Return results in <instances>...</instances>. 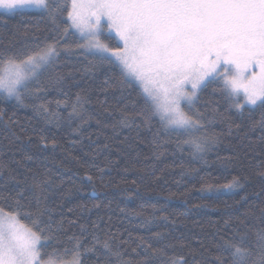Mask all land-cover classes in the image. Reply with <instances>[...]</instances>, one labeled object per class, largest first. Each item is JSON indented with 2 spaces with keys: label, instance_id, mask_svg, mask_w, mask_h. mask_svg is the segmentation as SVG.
Returning a JSON list of instances; mask_svg holds the SVG:
<instances>
[{
  "label": "snow or ice",
  "instance_id": "6c2138e0",
  "mask_svg": "<svg viewBox=\"0 0 264 264\" xmlns=\"http://www.w3.org/2000/svg\"><path fill=\"white\" fill-rule=\"evenodd\" d=\"M0 11H36L48 18L56 32L51 42L0 47V99L31 106L49 123H59L61 106L71 108L65 118L69 124L75 118L82 124L87 122L84 105L90 100L86 89L76 93L71 103L64 93V100L24 104L26 94L43 99L49 88H63L72 76L59 68L65 54L85 60L91 57L84 70L87 74L105 64L117 68L119 75L107 76L103 91L112 87L138 89L142 106L132 113L127 105L117 109L120 118L113 129H136L138 135L142 126L151 131L155 120L159 127L153 133L154 154L161 146V134L175 135L178 151L187 147L193 158L200 159L220 142V134L208 129L218 117H227L217 106L204 112L196 108L200 94L212 85H216L213 93L222 96L229 109L241 115L245 110H262L252 129L264 133V0H0ZM45 73H51L47 82L41 79ZM4 115L0 109V119ZM228 126L231 128V123ZM39 139L44 147L49 143L56 147L55 139L49 141L43 134ZM260 139L264 140V135ZM257 169V175L264 178V164ZM87 179L93 181L91 175ZM16 183L38 191L40 196L34 197L35 212H23V189L15 196L0 195L5 202L13 201L8 207L0 205V264H83L87 254L95 256L96 264H153L154 259H161L162 264H190L189 258L191 264H264V227L252 232L247 219L236 226L225 221L227 234H217L216 254L210 258L205 257L209 250L203 244V251L189 249L185 253L183 245L178 250L176 245L164 243L166 237L161 232L148 239L139 237L135 247H131V234L123 238L112 232L103 238L93 234L87 247L73 234L68 237L71 247L63 246L56 234L60 229L53 230L51 222L42 219L49 210L40 206L41 197L51 180L34 175L31 183L27 177ZM241 186V177L233 176L224 184L207 183L201 191H232ZM159 219L175 223L167 216ZM258 219L264 225V208ZM54 241L57 246H53ZM169 249L173 250L171 255Z\"/></svg>",
  "mask_w": 264,
  "mask_h": 264
},
{
  "label": "trees",
  "instance_id": "16d2710c",
  "mask_svg": "<svg viewBox=\"0 0 264 264\" xmlns=\"http://www.w3.org/2000/svg\"><path fill=\"white\" fill-rule=\"evenodd\" d=\"M55 37L51 22L36 11L0 12V47L10 43L17 48L32 46L51 42ZM88 60L80 55L62 54L60 70L72 73L63 88H49L43 99L26 94L24 101L25 105H32L44 100H64L67 93L71 103L76 93L86 89L90 100L84 105L86 123L75 118L69 124L65 118L70 107L61 106L59 123H49L31 106L0 99V109L5 113L0 119V195L15 196L23 189L26 199L22 201V211L35 212L34 197L40 193L23 184L18 187L16 181L27 177L31 183L34 175L50 179L51 186L41 197L40 206L49 210L42 219L50 221L53 230L60 229L56 233L58 241L67 247H71L68 237L73 234L80 237L85 247L90 245L93 234L101 238L109 232L123 238L131 234V247H135L139 237L148 239L152 233L161 232L166 237L164 243L176 245L178 250L183 245L185 253L189 249L203 251V244L209 250L205 257L210 258L216 254L217 234H227L225 221L236 226L247 219L252 232L264 227L258 219L260 209L264 208V178L257 175V165L264 164V140L260 139L264 133L259 128L252 129V124L261 119L262 110H245L241 115L229 109L222 96L213 93L216 85H212L200 94L196 108L204 112L217 106L227 117H218L208 129L209 133L220 134V142L200 159L193 158L187 147L178 151L175 135L161 134V146L154 154L153 133L159 127L155 120L151 131L142 126L138 135L136 129H113L120 118L117 109L127 105V111L132 113L142 106L138 89L112 87L103 91L105 78L118 76L119 70L105 64L87 74L84 70ZM50 76L51 73H45L41 79L47 82ZM40 134L49 141L55 139L56 147L50 143L44 147ZM125 136L129 139L124 140ZM104 144L109 147L103 149ZM109 161L113 163L105 167ZM88 175L93 177L92 182ZM233 176L241 177V187L232 191H201L207 183L224 184ZM0 205L8 207L13 201L0 199ZM161 216L175 223H166L159 219ZM24 222L29 223L27 219ZM94 224L98 227L94 228ZM250 238H254L251 232ZM53 246H57L56 241ZM172 252L168 250L169 255ZM189 261L191 264V258ZM83 264H96L95 256L85 255ZM153 264H162V260L154 259Z\"/></svg>",
  "mask_w": 264,
  "mask_h": 264
},
{
  "label": "rangeland",
  "instance_id": "374dc122",
  "mask_svg": "<svg viewBox=\"0 0 264 264\" xmlns=\"http://www.w3.org/2000/svg\"><path fill=\"white\" fill-rule=\"evenodd\" d=\"M0 12H3V11H0Z\"/></svg>",
  "mask_w": 264,
  "mask_h": 264
}]
</instances>
